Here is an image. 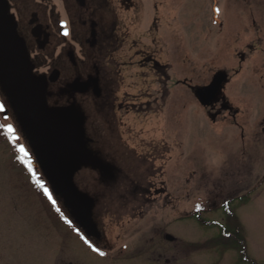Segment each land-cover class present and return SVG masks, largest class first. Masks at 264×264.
Returning <instances> with one entry per match:
<instances>
[{"label":"rangeland","instance_id":"374dc122","mask_svg":"<svg viewBox=\"0 0 264 264\" xmlns=\"http://www.w3.org/2000/svg\"><path fill=\"white\" fill-rule=\"evenodd\" d=\"M215 1L216 17L214 0H138L137 10L125 12L132 19L126 20L128 35L169 63L163 70L170 80L155 79L147 67L126 68L112 86L119 97L114 108L126 95V103L137 106L127 111L131 105L123 102L117 111L122 141L111 146L142 153L148 166L141 171L157 173L148 172L150 177L140 183L154 184L160 192L152 199L128 200L124 227L106 220L104 235L125 238L130 245L157 231L159 264L264 263V0ZM218 71L228 73V82L220 97L204 107L195 89L208 85ZM0 103L6 110L0 112V125L16 128L1 81ZM14 135L19 139L0 127V264H87L75 256L81 238L69 207H63L62 196L28 157V163L20 159L19 146L29 148L19 128ZM94 147L108 153L102 143ZM88 172L95 173L82 169L73 182L91 192ZM227 210L239 222L243 247L213 245L221 226L235 227ZM95 249L106 256L105 250Z\"/></svg>","mask_w":264,"mask_h":264},{"label":"flooded vegetation","instance_id":"af4514ba","mask_svg":"<svg viewBox=\"0 0 264 264\" xmlns=\"http://www.w3.org/2000/svg\"><path fill=\"white\" fill-rule=\"evenodd\" d=\"M3 1L26 50L32 67L30 74L44 99L40 113L28 108L24 112L10 88L8 103L16 118L14 129L19 128L24 135L29 148L26 149L28 159L41 171L43 179L49 180L55 174L59 180L71 181L75 186L72 189L77 195L70 192L69 196L73 204L83 207V215L72 211L66 200L60 198L64 201L63 207H69L70 210H66L75 224L68 219L67 222L73 224L81 238L74 247L76 258L84 257L87 264H129L128 261L130 264H159L157 231L144 239L139 236L127 245L125 238L115 241L104 235L106 226L103 224L110 220L115 226L124 227L121 223L128 200L133 198L134 201L138 196L152 199L151 196H158L160 192L154 184L144 187L140 183L143 178L150 177L148 172L153 177L156 175L152 161L149 163L155 170L141 171L146 163L142 153L136 154L128 146H123L122 153L111 146L120 145L122 141L117 111L123 109V102L131 105L127 111L137 106L135 102L126 103V95L118 103L119 107L114 108L119 97L112 86L123 73L125 76L126 68L136 64L151 70L155 79L170 80L167 70H163L169 63H161L154 49L138 47V41L131 39L130 33L128 35L126 20L132 19L125 12L137 10L138 0ZM155 22L154 19L157 28ZM154 41L152 39V43ZM139 104L147 105L148 102ZM32 135L35 140L30 138ZM97 143L107 146L109 157L94 147ZM45 163L52 164L56 171H48ZM85 168L95 172L86 173L92 182L91 192L73 182ZM56 192L61 195L58 190ZM55 209L63 212L59 205H55ZM82 216L87 224L80 218ZM95 245L105 250V257L92 251Z\"/></svg>","mask_w":264,"mask_h":264},{"label":"water","instance_id":"95a60500","mask_svg":"<svg viewBox=\"0 0 264 264\" xmlns=\"http://www.w3.org/2000/svg\"><path fill=\"white\" fill-rule=\"evenodd\" d=\"M216 14L217 9L215 8V16ZM15 28L13 21L10 20L6 13L4 1L0 0V81L5 88L8 102H10L11 88L14 100L18 102L24 112L28 108L34 113H40V109L43 108L44 104L43 95L41 90L37 89L35 80L30 74L32 67ZM227 82L228 73L218 71L208 85L196 88L195 94L200 104L204 107L211 106L220 97ZM30 138L35 140L34 135L30 136ZM34 148L37 150V146H34ZM45 166L52 173L56 171L52 164L45 163ZM49 181L55 192L56 190L60 192L72 211H76L80 215L85 213L82 210V206L79 207L78 204L71 202L69 194L70 192H75L72 189L75 186H73L71 181L59 180L55 174L51 175ZM75 193L77 195V192ZM80 218L87 224L85 217L83 218L82 216ZM167 239L172 240L173 237L167 235Z\"/></svg>","mask_w":264,"mask_h":264},{"label":"trees","instance_id":"16d2710c","mask_svg":"<svg viewBox=\"0 0 264 264\" xmlns=\"http://www.w3.org/2000/svg\"><path fill=\"white\" fill-rule=\"evenodd\" d=\"M227 212H228L227 216L230 217L229 221L233 222L235 227L221 226V234L217 236L216 240L213 241V245L217 246L220 243H225L228 245L233 244L234 247L235 246L238 247V244H240L241 247H243L244 241L242 240V237L239 234L240 233L239 222L237 218L229 210H227ZM202 223L205 224L203 220Z\"/></svg>","mask_w":264,"mask_h":264},{"label":"snow or ice","instance_id":"6c2138e0","mask_svg":"<svg viewBox=\"0 0 264 264\" xmlns=\"http://www.w3.org/2000/svg\"><path fill=\"white\" fill-rule=\"evenodd\" d=\"M64 34L67 35V34H68L67 31H65ZM3 111H5V107H4V105H3L2 103H0V112H3ZM7 119H8V117L5 116V120H7ZM0 127H4V128H6L7 134H8L12 139H14V140H18V139H19V137H17V136L14 135V133H15V129H14L13 125H11V124L0 125ZM18 151L21 152V153H23V155L20 157V159H21L23 162L28 163V161H27L28 152H27V150L25 149V147H24L23 145L19 146ZM29 170L31 171V168H30ZM37 184H38L40 187L44 188V185L41 184L39 180H37ZM44 190H45V192L47 193V191H48L47 188H44ZM49 198L51 199V196H50V195H49ZM85 243H89V242H88L87 240H85ZM89 246L92 247V245H91L90 243H89ZM93 250H94V251H98V249H95V248H94ZM100 254L103 255V253H100Z\"/></svg>","mask_w":264,"mask_h":264}]
</instances>
